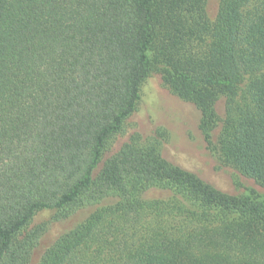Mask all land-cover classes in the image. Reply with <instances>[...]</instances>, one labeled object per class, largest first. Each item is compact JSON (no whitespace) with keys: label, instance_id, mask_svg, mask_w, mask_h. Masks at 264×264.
Wrapping results in <instances>:
<instances>
[{"label":"trees","instance_id":"obj_1","mask_svg":"<svg viewBox=\"0 0 264 264\" xmlns=\"http://www.w3.org/2000/svg\"><path fill=\"white\" fill-rule=\"evenodd\" d=\"M207 1L0 0V264H29L39 211L112 197L39 264H264V200L169 162L162 130L114 149L159 73L264 186V0H221L215 20Z\"/></svg>","mask_w":264,"mask_h":264},{"label":"rangeland","instance_id":"obj_2","mask_svg":"<svg viewBox=\"0 0 264 264\" xmlns=\"http://www.w3.org/2000/svg\"><path fill=\"white\" fill-rule=\"evenodd\" d=\"M221 0H208L207 12L215 20ZM218 112L223 120L225 100L218 104ZM201 111L192 102L174 94L159 73L151 74L143 83L141 98L136 111L128 119L123 134L114 142V149L122 145L134 133L148 137L162 130V155L174 165L190 170L205 182L238 197L264 200V186L254 178L245 175L222 156L219 145L223 121L213 130L212 144H209L200 128ZM179 197L174 191L151 188L146 199L168 200ZM116 198H107L98 204L80 208L69 216H63L56 209H43L33 218L28 229L44 226L39 242L29 264H39L44 252L63 234L70 232L102 207L112 205Z\"/></svg>","mask_w":264,"mask_h":264}]
</instances>
